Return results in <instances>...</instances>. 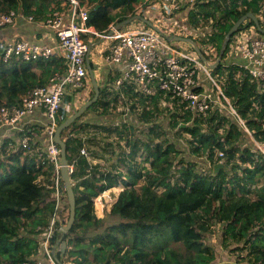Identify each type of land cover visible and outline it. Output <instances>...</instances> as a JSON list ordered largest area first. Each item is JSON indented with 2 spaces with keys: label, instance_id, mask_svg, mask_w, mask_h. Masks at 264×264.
Wrapping results in <instances>:
<instances>
[{
  "label": "trees",
  "instance_id": "obj_1",
  "mask_svg": "<svg viewBox=\"0 0 264 264\" xmlns=\"http://www.w3.org/2000/svg\"><path fill=\"white\" fill-rule=\"evenodd\" d=\"M79 1H97L86 24L98 33H105L111 24L126 20L124 14L130 12L128 18L132 17L141 0ZM60 2L0 0V13L20 11L24 17L32 15L38 20ZM262 3L264 0H203L198 4L197 13H189L188 20L192 26L209 25L212 29L209 40L220 52L233 23L247 13L257 14ZM113 9L119 11L112 14ZM225 53L226 46L222 58ZM63 63L55 57L11 63H3L0 58V105H18L22 96L35 87L45 86L55 73H62ZM227 69L224 93L254 139L261 142L264 140V96H259L257 86L250 84L246 75L238 82L234 78L237 69ZM93 95L91 89L88 100ZM72 101V96L64 98L65 104L70 105ZM152 102L156 106L155 100ZM111 103L114 110L117 100L103 98L100 91L97 102L85 113L95 106L105 113ZM181 110L180 115L171 113V125L177 127L179 138H183L182 133L190 134L191 139L186 140L189 149L186 156L194 160L205 158L211 166L210 175L197 172L196 161L184 167L183 151L173 145L164 146V141L156 142L152 138L158 135L155 129L150 130L146 143L135 141L130 153H122L103 171H95L89 159L80 155V149L87 143L96 144L95 138L77 135L84 127H94L87 123L79 125L84 114L61 133L67 161L73 164L70 179L75 196V219L68 234L63 235L59 229L53 240L66 242L69 249L65 253L76 264H212L217 256L215 247L205 241L208 235L218 236L222 249L237 253L242 262L264 264V154L255 148L235 118L208 114L203 131L199 118L192 127L191 123L189 127H182L178 120L188 118V112ZM71 111L62 109L59 122L71 115ZM226 123L227 128L223 127ZM106 132L107 140L109 128ZM221 138L224 144L220 143ZM7 146V142L1 146L2 157L8 155L4 151ZM139 151H145L144 162L149 167L137 159ZM217 151L223 152L224 158L222 167L215 172L214 165L220 162ZM90 154L107 161L94 150ZM21 156L6 157L14 160L13 164L0 162V264H22L36 254V238L47 226L54 207L49 191L37 181L40 171L43 174L47 171L37 167L33 158L21 159ZM175 159L177 169L173 168ZM118 181L123 189L107 214L112 222L107 223L105 218L96 216L93 200Z\"/></svg>",
  "mask_w": 264,
  "mask_h": 264
},
{
  "label": "built area",
  "instance_id": "obj_2",
  "mask_svg": "<svg viewBox=\"0 0 264 264\" xmlns=\"http://www.w3.org/2000/svg\"><path fill=\"white\" fill-rule=\"evenodd\" d=\"M65 1L69 8V19L65 21L64 13L52 7L42 22L45 27L54 30L55 46L28 41L0 42V58L3 63L36 62L58 57L65 66L64 71L55 73L45 86L35 87L22 96L18 105H0L2 137H8L7 143L12 154L22 155L21 159L33 158L37 167H43L47 171L46 174L40 171L37 181L49 191V200L54 202L47 226L36 238V254L22 264H76L66 253L59 257L62 242L54 243L53 240L56 232L66 225L69 216L60 173V149L55 143L54 133L60 123L56 115L62 109L65 110L66 96H72L70 105L75 106L73 109H78L88 100L86 94L91 91L92 85L86 59L97 39L110 41L105 59L111 65L122 67L121 75L114 83L116 88L129 85L150 101L160 96V109L169 107L170 112H176L177 115V109L181 114V109L187 111V123L193 126L195 119L199 118L203 122V131L206 130L207 117H210L208 114L233 117L252 142H257L223 89L227 68L233 67L237 69L234 78L238 82L246 75L249 83L257 86L259 96H264V36H261L249 19L229 38L225 56L217 67L211 68L219 56L216 45L209 40L211 27L208 25L210 28L206 31L203 26H192L188 20L189 13H197L198 4L203 0H145L139 6V15H136L146 21L145 26L123 32L111 24L105 33H98L87 26L90 11L85 3L79 0ZM19 14L20 11L14 10L0 13V29L11 25ZM176 15H179L177 17L181 21L176 19ZM254 15L259 26L264 29V3ZM27 19L34 20L32 15L27 16ZM88 35L90 42L84 40ZM174 37L191 39L199 48L202 58L194 47L191 52L183 49L180 42L173 40ZM165 100L168 101L167 107ZM255 106L257 109L256 104ZM174 108H177L175 112ZM146 109L149 110L148 107ZM38 110L43 112L46 119L41 144L38 142V134L27 129V118ZM223 125L225 128L229 126L228 123ZM24 132L26 134H22ZM13 134H17V137H12ZM224 142L221 138L220 143ZM256 147L264 154L257 143ZM80 155L91 160V154L85 147L80 149ZM217 157L221 164L223 152L217 151ZM68 166L71 174L73 164L68 163ZM68 249L66 246V251Z\"/></svg>",
  "mask_w": 264,
  "mask_h": 264
},
{
  "label": "crops",
  "instance_id": "obj_3",
  "mask_svg": "<svg viewBox=\"0 0 264 264\" xmlns=\"http://www.w3.org/2000/svg\"><path fill=\"white\" fill-rule=\"evenodd\" d=\"M144 1L145 0L139 1L136 9L134 10V15L132 17H136V15H139L137 13V11L139 9V6L141 4H143ZM95 4H97V3H95ZM95 4L94 5L90 4V6L88 8L90 12H91L92 8L95 6ZM91 5H93V7H91ZM55 8H57L58 10H60L64 13L65 21L67 19H69V16H68L69 15V8H68V5H67L65 0H61L60 4L58 6H56ZM96 8H97V5H96ZM118 11H119V9L111 10L112 14H115ZM155 12H157V11H155ZM129 15H130V12H128L127 14H124V16H127V17H129ZM179 15H181L182 18L184 17L182 14H179ZM179 15L175 16L177 20H179V17H177ZM45 17H46V15L44 17H42L41 19L29 21L27 19V17H24L22 15V13L19 14L18 17L16 18V20L11 25H8V26L0 29V42L1 41H28V42L38 43V44L55 46L56 45V35H55L54 30L47 28L42 24V22L45 20ZM121 23H119V24L113 23V25L116 28H118L119 31H123V32L127 31L128 29L141 28L147 24L146 21L143 20V18L139 19L138 17H136L133 21H131L130 23H128L126 25H121ZM262 35H264V34H262ZM109 42L110 41H108V40H103V42H101L102 43L101 46H99L98 44L96 46H94L95 45V43H94L92 45V48H91L89 56H88L89 64H90V66L92 65L91 67H93L94 79L99 86V89L102 93L103 98H105V99H116L117 103H118V100H120L122 97L124 98V96L129 97L130 101L133 98H137L139 100V102H141V103L145 102V104H146L145 106H147L148 104L154 105L152 101L155 100L156 106L155 105L154 106L156 107V109L159 108L158 102L161 98L160 96H156V97H154L153 100L150 101V100H146L144 97H142L141 95L136 93L134 91V89L129 85H126L120 89H118L114 86L115 81L121 75L122 67L119 65H117V66L111 65L110 63H108L106 61V59H105L106 53L105 52L108 48ZM57 58L58 57H56V59ZM89 81L91 83L90 77H89ZM91 85H92V83H91ZM89 94H90V90L86 94V98L89 97ZM110 105L112 106L113 104L111 103ZM64 106H65V110L68 113L71 111V109L75 108L74 105L72 106L69 104H64ZM116 107H117V104H116ZM98 109L102 110V108L97 106L95 108V113H97L99 111ZM109 110L110 109H108V111ZM89 114H91L90 111L85 113V116L83 117V119H85V120H82V123L85 124V123H89L90 121H94V122L90 123L94 127H92V128L84 127L83 132L79 133V137H83L84 139L98 137V139H100L101 141H103V140L105 141L106 135H105V137L101 136V134L103 132H105L106 129H108L105 127V125H103L105 123L109 125L111 123L117 122L119 124L128 123L130 125L129 120L125 119L126 113H124V114H122V113H117V114L113 113L112 114L111 113L110 114V113L106 112V113L101 114L100 119L98 118L99 116L94 117V116L89 115ZM106 114L108 116H106ZM93 115H94V113H93ZM114 115H116V116H114ZM87 117H88V119L86 120ZM27 122L29 125V127L27 129H32L33 132L38 134V137H39L38 142H39V144H41L42 140L44 138L43 137L44 127L46 125V119H45L43 112L41 110L34 112L33 115H31L27 118ZM119 124H117V125H119ZM96 126H100L101 128L95 130ZM90 131H93V133L91 134ZM109 132H111L110 128H109ZM109 134L111 135V133H109ZM12 137H17V134H13ZM8 141H9L8 137L3 138L2 137V131H0V145H2L4 142H8ZM108 161L109 160L104 161L101 158L93 157L90 160V164L92 166H95L96 170L103 171V169L100 167V165L102 163H104V164L106 163V165H107ZM116 188L117 187L114 186L112 189H110V190L104 192L102 195L98 196L99 197L98 201L96 200V202H95V206L97 205V202L99 203V207L98 206L95 207L96 208V214H97L96 216L98 218H105L104 213H103L104 212V205L102 204L101 199L105 198V196L112 193L115 195V198H114V202H115L119 192L123 189V187H120L119 191H116ZM217 247L219 248V246H217ZM217 247L214 248L215 251L217 252V255H216L217 258L221 257V261L226 260V262H224V263L229 264V262L231 261V258H232L231 256H229L231 253L228 251V249H227L228 252L227 251L224 252L221 249L217 250ZM220 248H222L221 245H220ZM220 253H221V255H220ZM243 256H244V254L241 255V257H243ZM217 258H216V260H217ZM237 262H241L239 264H246V263L242 262L241 260H238ZM216 264H218V263H216Z\"/></svg>",
  "mask_w": 264,
  "mask_h": 264
},
{
  "label": "rangeland",
  "instance_id": "obj_4",
  "mask_svg": "<svg viewBox=\"0 0 264 264\" xmlns=\"http://www.w3.org/2000/svg\"><path fill=\"white\" fill-rule=\"evenodd\" d=\"M96 2L97 1H92V2L85 3V4L89 8L90 4L94 5ZM93 5H91V7H93ZM126 19H129V18L127 17ZM179 21H181V18L179 19ZM204 23H206V22L204 21ZM203 27H204V29L206 31H208L209 28H210L207 24L203 25ZM242 27H243V25H242ZM261 36H264V35H261ZM89 38H90V36L88 35V36L85 37L84 40H86L87 42H90ZM101 42H103L102 39H97L95 41V45L94 46H96L97 44L99 46H101V44H102ZM194 42H196V41H194ZM179 45H182L183 49L185 48L188 52H191L192 49H193L192 44H190L188 42H185V41L184 42H180ZM165 101H166V107H167V104H168L167 102L168 101L167 100H165ZM145 105H146L145 102L141 103V102H139V100L137 98H133L130 101V98L126 97V96H124V98L122 97L120 100H118L116 109L112 110L111 109V105H109L110 110L107 111L108 113H110V114L111 113L112 114L113 113L114 114H117V113L124 114V113H126L125 119L129 120L130 125L128 123L119 124L117 122L111 123L109 125L105 123L103 125H105L106 128H110L111 129V135L109 134V137L107 138V140L101 141L100 139H98V137H95V142H96L95 145L92 146V144H91L92 141H90V144L87 143V146L85 148H86V150H88L89 153L94 150L99 155H102L103 157L107 158V160H109L107 162V165H106V163L105 164L102 163L100 165V167L103 170L109 169V165L111 163H115V161L117 160L119 155H121L122 153L128 154V153L131 152V150L133 148V143L135 141L141 140L140 142L142 143V145H143V143H146L147 139H148L147 135L149 134L150 130L151 129H155L158 132V135L157 136L152 135V138L156 142L164 141V143H165L164 146L173 145L174 147L176 146L177 149L183 151V153L185 155L184 164H183L184 167L187 166L188 163H192V162L196 161L197 166H198L197 172L199 171L202 174L210 175L211 166H209V162H207L205 160V158H201V160H196V159L194 160V159H191L190 156L189 157L186 156V155H189V149H188V145H187V141L186 140H190L191 137H190L189 133H185V134L182 133V137L183 138H179V136L177 135V134H179V132L177 131V127H173V125H171V117L172 116H170L171 115L170 108L168 107V108H165V109H160V108L156 109V107L154 105H149V104L147 106H145ZM96 107L97 106L93 107L90 110L91 114H89V115H92L94 117H96V116L98 117L99 116L98 118L100 119V116H101L103 110H101V109L99 110L98 109L99 111L97 113H95V108ZM147 107L149 108V110L146 109ZM175 109H177V108H174V112H175ZM75 110H77V109H73V111H71V112L73 113ZM118 110H121V111H118ZM126 110H128V111L126 112ZM177 111H178V114L180 115L181 112L178 109H177ZM147 112L149 114L145 115L146 117L144 118V114L147 113ZM93 113H94V115H93ZM175 114H176V112H175ZM84 116H85V113H84L83 117ZM106 116H108V115L106 114ZM114 116H116V115H114ZM83 117L79 120V123H80V124L78 123L79 125H84L82 123V120H85V119H83ZM56 118L59 121V118H60V114L59 113L56 115ZM87 119H88V117L86 118V120ZM92 122H94V121H90L89 123H87V125L92 123ZM178 122L181 123L182 127L184 125L189 127V124L187 123V119L186 118H183V119L180 118L178 120ZM117 124H119V125H117ZM121 125H123L124 127L120 128L119 126H121ZM154 126H156V127H154ZM118 127L120 128L119 131H117V129H116ZM96 128H97V126H96ZM90 132H91V134L93 133V131H90ZM77 135L79 137V134H77ZM105 135L107 137V132L106 131L101 134L102 137H105ZM256 143L264 151V140H262L261 142L257 141ZM256 143L254 142L253 144H254L255 148L258 149L256 147ZM1 146L2 145H0V153L3 150ZM164 146H162V147H164ZM88 147H90V149ZM4 151H6V153L8 155L7 156L3 155V157L0 155V162L1 161H6V162L9 161L11 163L10 160H6V157H11L13 155L12 152H11L10 147L7 146L4 149ZM145 156H146L145 151H143V153L139 151L138 155H137V159L142 162V165L149 167V163L144 162L145 161L144 160ZM181 156H183V155H180L179 157H181ZM91 157L93 158V155ZM176 159H178V158H176ZM176 159L174 160V165H173V168L175 166V169L178 168V164H177V160ZM235 162L239 163L238 160H236ZM13 163H11V164H13ZM15 165H17V164H15ZM93 168H95V166H93ZM95 171H97L96 168H95ZM230 177H231V174H230ZM262 182L263 181L260 180V183H262ZM114 186L117 187L116 191H119L120 187H123V184L121 183V181H118V182H115ZM226 186H227V184H226ZM102 194L103 193H101L100 195H102ZM98 198L99 197H96L93 200L94 201L95 214H96V208L95 207L96 206L99 207V203L98 202H97V205L95 206V202H96V200L98 201ZM114 198H115V195L110 193L107 196H105V198L101 199V202L104 205V212L103 213H104V217H105L107 223L112 222L111 218H109L107 216V214H108V211L110 210L112 204L114 203ZM205 241L208 244H211L213 247L219 246V248L217 247V250L221 249L224 252L227 251V249L220 248V244H221L220 243V239L216 235H211V236L208 235L206 237ZM216 255H217V252H216ZM220 255H221V253H220ZM236 255H237V253H235V254L231 253L229 255V256L232 257L231 261L229 262V264H239V263H241V262H237L238 260H240V257L236 256ZM224 262H226V260L221 261V257H218L217 260L214 261L212 264H216V263H218V264H227V263H224ZM244 263L247 264V262H244Z\"/></svg>",
  "mask_w": 264,
  "mask_h": 264
},
{
  "label": "water",
  "instance_id": "obj_5",
  "mask_svg": "<svg viewBox=\"0 0 264 264\" xmlns=\"http://www.w3.org/2000/svg\"><path fill=\"white\" fill-rule=\"evenodd\" d=\"M135 18L136 17H131L127 20H124L121 23V25H126V24L130 23L131 21H133ZM248 19L251 20V22L257 28L258 32H260L261 34H264V29H262L259 26L258 20L254 14L247 13L244 16L240 17L235 23H233L231 28L226 33L224 45L219 52L218 59L211 66V68L217 67V65L220 63L221 58L224 54V49H225V46H226L229 38L241 27L243 22L248 20ZM173 40L179 41V42L185 41V42L192 44V46L194 47V50L202 58V55H201L199 48L193 43V41L191 39L174 37ZM86 66H87L89 77L91 79L92 89L94 91V95L91 99L84 102L76 111H74L71 115H69L64 121L59 123V125H58V127L54 133L55 143L59 146V149H60V160H61V166H62L60 173H61V177H62L64 190L66 193L68 208H69V216H68L67 223L61 229L63 235H66L68 233V231L70 230V228L72 227V225L74 223V219H75V196H74V192H73L72 181L70 179V174H69V166H68V161H67L66 146H65L64 140L61 138V133L65 129H67L75 120L80 118L91 106H93L97 102L99 95H100V89H99L97 82L94 79L93 71L90 68L88 58L86 59ZM221 167H222V165L220 163L215 164L214 165V171L215 172L218 171ZM60 251H61V254H65V252H66V242L65 241H63L61 243V250Z\"/></svg>",
  "mask_w": 264,
  "mask_h": 264
}]
</instances>
